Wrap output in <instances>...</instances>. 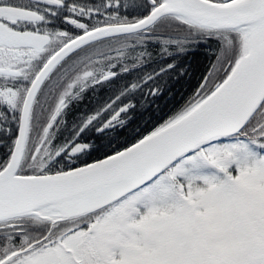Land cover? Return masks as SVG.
<instances>
[{
	"label": "snow or ice",
	"instance_id": "obj_1",
	"mask_svg": "<svg viewBox=\"0 0 264 264\" xmlns=\"http://www.w3.org/2000/svg\"><path fill=\"white\" fill-rule=\"evenodd\" d=\"M0 264H264V0H0Z\"/></svg>",
	"mask_w": 264,
	"mask_h": 264
},
{
	"label": "trees",
	"instance_id": "obj_2",
	"mask_svg": "<svg viewBox=\"0 0 264 264\" xmlns=\"http://www.w3.org/2000/svg\"><path fill=\"white\" fill-rule=\"evenodd\" d=\"M202 61H203V56L202 55H198V56L193 57L191 59V64H192L191 71H192V74H193L192 80L190 82V85H186L185 86L186 87V91L184 89H181V91H183L185 95H187V93L192 90V87L195 86L197 77L199 76V64ZM176 99L179 102V100H180L179 95H177Z\"/></svg>",
	"mask_w": 264,
	"mask_h": 264
}]
</instances>
